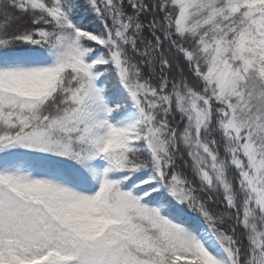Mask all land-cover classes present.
Returning a JSON list of instances; mask_svg holds the SVG:
<instances>
[{
    "label": "snow or ice",
    "instance_id": "1",
    "mask_svg": "<svg viewBox=\"0 0 264 264\" xmlns=\"http://www.w3.org/2000/svg\"><path fill=\"white\" fill-rule=\"evenodd\" d=\"M0 264H264V0H0Z\"/></svg>",
    "mask_w": 264,
    "mask_h": 264
}]
</instances>
